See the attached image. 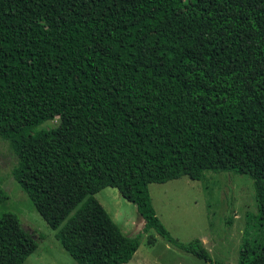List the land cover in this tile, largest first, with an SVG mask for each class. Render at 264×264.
Instances as JSON below:
<instances>
[{
	"label": "trees",
	"instance_id": "obj_1",
	"mask_svg": "<svg viewBox=\"0 0 264 264\" xmlns=\"http://www.w3.org/2000/svg\"><path fill=\"white\" fill-rule=\"evenodd\" d=\"M0 137L75 264H123L140 245L94 197L107 186L136 206L143 232L227 264L174 238L149 194L209 170L252 178L257 214L238 264H264V0H0ZM7 197L0 187V205ZM37 246L15 213L0 214V264Z\"/></svg>",
	"mask_w": 264,
	"mask_h": 264
},
{
	"label": "rangeland",
	"instance_id": "obj_2",
	"mask_svg": "<svg viewBox=\"0 0 264 264\" xmlns=\"http://www.w3.org/2000/svg\"><path fill=\"white\" fill-rule=\"evenodd\" d=\"M58 122V117L48 119L33 127V132L54 128ZM16 165L17 156L10 142L0 137V187L8 195L0 205V214L15 213L23 229L38 242L22 264H75L56 239L55 230L13 178ZM149 194L157 216L174 238L181 242L199 239L214 261L238 264L247 215L257 214L253 180L248 174L209 170L199 180L185 175L164 183H150ZM94 197L125 235H142L138 249L123 264H213L174 247L152 228L143 232L144 220L136 206L115 187L107 186Z\"/></svg>",
	"mask_w": 264,
	"mask_h": 264
}]
</instances>
